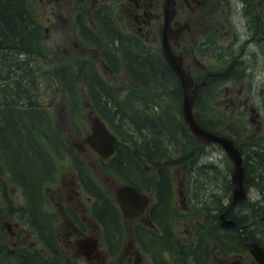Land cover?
Returning <instances> with one entry per match:
<instances>
[{
	"label": "flooded vegetation",
	"instance_id": "1",
	"mask_svg": "<svg viewBox=\"0 0 264 264\" xmlns=\"http://www.w3.org/2000/svg\"><path fill=\"white\" fill-rule=\"evenodd\" d=\"M40 1L52 15L47 16V24L43 28L46 39L55 41L57 38V42L66 43L69 47H63L64 58H74L87 63L91 68L86 66L85 72H89L88 76L91 78V69L97 62L99 72L107 74L117 85L116 81L120 77L128 78L126 60L129 56L127 57L126 50L133 42L145 49L150 40L157 39L160 44L164 0ZM175 7L176 14L171 26L174 29L179 28L180 35L177 39L170 40L172 50L182 57L183 67L192 75L198 90L220 92L225 109H230L231 114L238 115L236 131L230 132L231 124L226 123L225 126L221 123L222 129L228 132L222 133L230 134L242 153L246 171V199L254 203H264V196L257 190L261 173H264V0H175ZM59 18L62 26L57 24ZM88 54L92 56L91 60L87 58ZM206 57L216 59L217 63L212 64ZM163 63L167 65L164 58ZM94 78L98 82V88H101L103 83L96 68ZM249 130H252V133L248 134ZM87 150L83 149V154ZM247 170L253 172V175L249 177ZM68 183L70 200L65 197V192L69 189L65 187V183L61 189H53L52 195L58 200L54 203L61 214L60 225L66 230L65 236L73 241L76 247L79 237L98 236L84 233L82 221L74 212L83 209V204L73 196L80 193L75 189V186L79 185H72L71 180ZM157 189L164 191L162 186H157ZM145 190L149 192L150 189ZM230 197L231 194L225 198V203ZM185 198L184 195L181 200L183 203ZM163 199V196L158 197V203L152 204L153 199L150 198L145 211L139 217L125 219L129 237L126 241L125 256L130 257L129 253L138 256L133 264L146 259L140 256L142 251L130 231L134 226H138L160 238L164 233V213L161 206ZM65 206L67 212H64ZM238 207L239 203L234 204L231 212L236 211ZM9 217L0 208V229L6 227L11 237H14L16 231L12 229ZM238 225L232 229L241 234L244 230L242 225V230ZM97 226L99 227V224L94 223V228ZM219 227L226 228L221 226L220 222ZM99 229L101 235L110 233L101 227ZM10 243L13 248L6 251L15 252V243L12 240ZM102 244L100 239L98 251L92 253L93 258L89 259L88 264L124 262V258H120L118 262H108L109 255L103 250ZM218 253L221 256L220 263L241 264L243 261L241 254L229 255L220 248Z\"/></svg>",
	"mask_w": 264,
	"mask_h": 264
},
{
	"label": "trees",
	"instance_id": "2",
	"mask_svg": "<svg viewBox=\"0 0 264 264\" xmlns=\"http://www.w3.org/2000/svg\"><path fill=\"white\" fill-rule=\"evenodd\" d=\"M27 6L26 0H0V71L5 70L3 79H7V83H3L5 87L0 88V161L7 166L12 178L22 186L26 194L27 203L20 208V212L26 214L28 222H32V218L36 219L41 239L53 251L52 264H58L59 247L55 243L52 230L46 225L48 219L41 205L43 186L48 179L47 176L53 172L55 155L65 148L46 108L37 100L38 79L37 74H34L36 72L34 58L42 53L43 45L39 25ZM126 52L127 57L129 56L126 60L128 70L138 83L155 86L154 88L162 81H165L164 84L178 85L174 82L171 70L164 65L157 53L135 42ZM59 69H53V77H58L66 86L81 82L88 86L92 95L99 92L96 84L98 82L94 77L88 76L87 79L72 83L68 80L69 77L59 74ZM178 86L169 94L166 92L167 99L169 101L174 99L173 104L177 108L179 100L175 96L180 95ZM99 99H103L101 103L104 114L101 116L112 126L114 124L121 133L127 132L133 137L136 157L139 156L140 150L143 153L140 155L141 159H148L156 165L161 162L162 153L164 158H170V151L176 149L174 132L170 127L171 121L163 120L166 117L162 119L158 105L152 107L142 102L143 100L140 101L141 99L136 103L132 101L134 113L131 114L126 113L120 103L114 107L108 105V99H111L108 93L100 92ZM165 114L169 117L166 112ZM116 147L123 150L113 158L120 166L117 169H129L130 162L133 161L123 141ZM167 164H161L158 168L159 187L162 186L164 190L163 193L159 192L160 197L168 195ZM103 202L104 207L109 206L110 201L107 198ZM105 211L104 220L110 219L107 221L113 223L114 215L107 208ZM236 219L241 220L239 217ZM228 232L234 237L230 238V242L236 245L243 243L238 231ZM47 260L42 257L35 262L46 264Z\"/></svg>",
	"mask_w": 264,
	"mask_h": 264
},
{
	"label": "rangeland",
	"instance_id": "3",
	"mask_svg": "<svg viewBox=\"0 0 264 264\" xmlns=\"http://www.w3.org/2000/svg\"><path fill=\"white\" fill-rule=\"evenodd\" d=\"M27 4L29 5V10L31 11L32 15L40 21L43 25L47 24V16L51 15L49 13V9L40 1V0H26ZM52 16V15H51ZM61 18L57 20V24L62 26V23L60 22ZM230 30V28L228 27ZM154 41V40H153ZM155 45H158V41L155 40ZM44 50L46 52L47 60L41 61V65L46 71L44 73H41L39 75V94L37 95V100L41 102L42 104L47 105L48 111L51 115L52 122L54 126H56L57 131L59 132V135H61L66 142L71 145L74 149L77 150V147L74 146L75 141H81V139L84 137V135L87 132L88 123L86 121V114L85 111L81 105V99L78 100V107L75 109H72V106L70 104L71 95L68 92L67 86L61 82V80L58 77H53L51 73H49V63L52 61L56 65H61L65 63L64 55L63 54V47L68 48L69 46L66 43L57 42V38L52 40L51 38L46 39L44 41ZM74 60V58H71ZM205 59H208L209 62L212 64L217 63L216 59L212 57H206ZM204 59V60H205ZM248 77V76H247ZM162 81V80H160ZM118 87L127 86L128 81L125 77H120L116 81ZM165 81H162L161 84L158 86V89L156 91L161 92L163 90L164 98H158L153 99L151 95H146V93L143 91V96H148L149 99H151L152 102L157 101L162 106H170V101L167 99L166 91L168 90L167 85H164ZM162 85V86H161ZM177 86H172V91H174V88ZM128 87H123L121 90H126ZM128 89L127 91H129ZM81 90L78 88V91L76 90L73 94L75 98L78 96H81ZM221 93L219 92L218 97L208 99V95H203L204 97H207V101H203L198 109L199 114L202 117H210L214 119L217 123H224L226 126V123L231 124L232 126L236 127V124L238 123V119L236 116L237 114H231L230 109H225L224 104L221 102L220 99ZM176 95L175 97H177ZM174 112H176L174 110ZM235 115V116H234ZM207 123V122H206ZM207 124H210L207 123ZM247 124V123H246ZM252 133V130L248 131V134ZM174 138L179 141L178 136L174 135ZM180 142V141H179ZM194 148V145H193ZM70 149V147H69ZM90 151V152H89ZM87 150L85 154L82 153L83 158L85 159V162L87 164V167L89 168L90 175L92 179L98 184L100 187V190L104 192L106 196H113L114 188L118 186V183L114 181V174L104 171L99 166V159L98 155L93 152L91 149ZM188 151V147L184 152ZM183 152H178V154H175L178 157H181ZM71 154L64 152V163L62 164L59 175L57 177V181L55 183H52L51 188L47 189V193L51 196L52 190L54 188L61 189L63 187V183H65V187L69 188L66 193L69 194V196L66 198L67 200L71 199V191H70V184L68 183L70 180L72 181V185L78 184L79 186H75V189L79 190L80 193L73 194V196L83 204V209H79L77 211L80 220L82 221V225L84 227V233L89 234L91 233L93 236H98L100 239L102 238V235L100 233V229L97 226V228H94L95 220L92 218L89 206H91L93 199L90 196V190L83 188L79 183L74 181L72 179V170L69 167L67 163H70V161L67 162V159L69 158ZM202 157V160L204 162L210 163L209 167H206L205 174H203L198 182L195 181V186L189 180H187L188 177V169H184L180 163L175 169L172 168V184L174 189V203L176 206H174L176 212L178 213V216L175 218L173 227L178 235V237L183 241L189 244L191 241H193L195 230L197 229L196 223L197 221L202 217V209L197 204L198 197H204L210 195L211 192H216V196L224 197L231 191L230 187V175L232 173V163L229 160V158L225 155V153L222 151V149L218 146H205L201 144H196V150H195V157ZM59 157V155H56L55 158ZM205 157L207 159L205 160ZM55 160V159H54ZM108 163V162H107ZM198 165V164H197ZM191 183V188H189V185ZM71 185V187H72ZM190 189L191 193H194L196 195L195 203H193L191 208V203L187 199L184 200V203L181 201L182 197L186 194L187 190ZM5 191L9 198L11 199V203L16 206L19 204L24 203V195L22 193V190L13 184L8 176H2L0 177V208L4 210L9 216H10V222L12 224V229L16 230V235L14 238L10 237V231H7V228H3L6 232L5 235V241L7 242L8 246L7 249L13 248L12 244L10 243V240H12L15 245V251L18 252L20 248H27L28 251H30L31 248H38L40 249L41 245L36 240L35 232L23 221L18 219L15 215L11 214L9 212L8 207L4 202L1 203L2 195L1 192ZM181 191V194L180 192ZM213 197V196H212ZM99 199V198H98ZM213 204V203H210ZM263 206V205H262ZM259 206L254 209L251 208V205L247 206V219L246 220H255L260 224H257V228H259L262 232L261 240L264 242V222L260 221V218L264 216V207ZM71 208V207H70ZM82 217L84 219L82 220ZM107 221V219H106ZM16 225V226H15ZM106 225L112 226L110 221L106 222ZM124 226V232L123 237L124 239L123 244L119 250V252L115 256H111L108 258V262H118L120 258H124V262L122 264H133V260L137 258V256L134 255V253H129V260L128 256H125V250H126V240L128 237V230L127 226L128 223L126 221L123 222ZM204 229H207V226H205ZM203 229V230H204ZM3 230H0V246L2 245L3 239ZM205 231V230H204ZM66 230H63L60 232L61 238H59L61 246H62V255L63 259H67L70 261V264H88V261L82 256L76 254V247L74 246L73 241L69 240L65 233ZM140 235V233H139ZM129 238V237H128ZM73 239V238H72ZM215 243V242H213ZM210 249V248H209ZM105 251V248H103ZM145 254V253H144ZM142 255V254H141ZM244 260L241 264H255L251 255L246 252L243 253ZM143 259H146V261L140 262L138 261V264H152L148 256L145 254L143 256ZM219 259H221V256L215 252H212L210 250V263L211 264H228V262H219ZM189 261H194L193 257H188ZM0 264H9L7 260H0ZM31 264V263H28ZM114 264V263H113ZM154 264H156L154 262ZM160 264H166L165 262H162Z\"/></svg>",
	"mask_w": 264,
	"mask_h": 264
},
{
	"label": "water",
	"instance_id": "4",
	"mask_svg": "<svg viewBox=\"0 0 264 264\" xmlns=\"http://www.w3.org/2000/svg\"><path fill=\"white\" fill-rule=\"evenodd\" d=\"M163 11L164 23L162 27V53L181 83L183 94L181 103L182 116L187 122L189 129H191L196 136L208 141L218 142L226 150L227 154L234 163V172L232 174V181L235 186L234 196L236 199H241L244 195V190L242 189L243 168L241 165L242 159L240 154L230 140L203 128L196 120L193 113V106L197 92L195 87L192 88V78L182 68L181 58L173 54L168 44V39L170 37H177L179 33V30H173L170 27V21L175 15L174 0H165L163 4ZM90 126L91 133L86 137V141L103 157L110 155L113 151V145L116 141V137L107 130L104 123L98 116L90 115ZM116 194L117 200L126 216L137 214V211L131 213L133 201L140 198V195L137 192L133 191V189L129 186H122L117 190ZM231 224H233V222H231ZM92 242L93 241H90L89 244ZM248 246L254 258L261 264H264V248L256 243H249ZM86 247L87 246H83L82 244L80 245L81 249H85Z\"/></svg>",
	"mask_w": 264,
	"mask_h": 264
}]
</instances>
